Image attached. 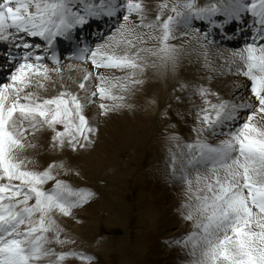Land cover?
<instances>
[{
  "label": "snow or ice",
  "instance_id": "6c2138e0",
  "mask_svg": "<svg viewBox=\"0 0 264 264\" xmlns=\"http://www.w3.org/2000/svg\"><path fill=\"white\" fill-rule=\"evenodd\" d=\"M170 12L167 19L162 11L149 21L139 0H0V46L6 53L0 62L11 69L0 80V264H62L69 256L88 262L94 259L83 253H57L49 247L53 240L69 243L60 239L54 215H71L95 194L57 179L56 165L45 171L28 168L31 161L23 153L34 145L27 138L46 126L53 132L54 146L73 151L86 148L98 130L85 115L87 104L97 96L101 101L111 100V105L99 104L103 115L131 107L127 94H134L136 86L144 83L138 75L148 67L177 70L185 51L183 43H172L180 38L178 25L191 29L197 42L203 39L220 47L216 37L221 44L235 38V33L230 36L227 31L233 23L246 31L243 26L249 13L257 27L244 46L232 52L229 62L245 66L243 75L251 81L254 101L213 104L205 100L210 107L197 114L201 125L216 136L215 129L227 123L228 131L219 133L226 138L213 145L198 134L194 142L182 146L186 151L172 153L171 164L173 174L178 172L187 185L184 219L193 222V230L184 237L183 246L190 247L191 264H264V124L260 123L264 121V0H218L203 6L185 0L173 4ZM104 18L115 19L114 34L95 49L85 45L72 58L90 59L95 69H119L127 75L108 78L85 72L78 85L84 97L62 91L45 98L28 91L43 88L40 81L49 79L50 72L60 73L58 38L73 41L90 20ZM150 42L154 47L146 46ZM201 47L207 59V44ZM49 61L54 67L49 68ZM94 80L99 83L93 84ZM197 91L202 97L209 94L202 87ZM49 181L54 186L45 188Z\"/></svg>",
  "mask_w": 264,
  "mask_h": 264
},
{
  "label": "bare ground",
  "instance_id": "6f19581e",
  "mask_svg": "<svg viewBox=\"0 0 264 264\" xmlns=\"http://www.w3.org/2000/svg\"><path fill=\"white\" fill-rule=\"evenodd\" d=\"M178 1H181L182 3L185 2V0H177V1L171 0V3H169L168 1H164V0H160V1L139 0V2L145 5L146 11L148 13L149 21L154 20L155 17L160 14L158 12H162V11H163V19H167V16L172 14L170 12L171 6L177 3ZM196 2L200 5H205L207 3H212V2L217 3L218 0H196ZM165 3H167L169 7L168 9L162 10L159 6ZM133 19L138 21L139 18L133 17ZM138 31L147 32L148 29H138ZM177 33L176 34L180 38L176 42H172V43L176 44L177 46H179L181 43L185 45V51L183 55L181 56L180 63H179L177 70L175 72H171V71L165 72L163 69L158 71L155 68L148 67L142 76L138 75V78L143 79L144 83L142 85L136 86L134 94H131V93L127 94V97H128L127 103L131 104L132 105L131 107H125L121 110L113 111L115 114V116H113L112 112H109L107 115L101 114L100 109H99L100 110L99 113L97 112L96 108L97 107L99 108V102L101 101L98 99V97L95 98L94 103H90L86 105L85 115L87 116V118L89 119V122L94 127L98 125V121H102V123H105L104 118L114 117V119H111L110 122L107 121L105 123V125L108 124L109 129L108 128L105 129L104 127V129L102 130V134H101V130H97L98 132V133L96 132L97 133V143L96 142L95 144L93 143L94 145L89 144L86 148H82L84 149L82 151L80 150V148H77L78 150L73 152L72 149L68 146H65L63 149H61L58 146H54V141L52 140L53 132L51 129L45 126V128L42 131H39L36 133L35 137L29 136L27 138L30 144L34 145L31 147H28L26 151L23 153V155L27 158V160L31 161V163H29L27 167L30 169L36 170V171H45L50 165H53V163L61 161L64 157H65L64 158L65 160L64 159L63 160L66 163V159H69L70 161V159L72 160V157L76 155V157H74V161H76V165L78 164H79L78 166L83 165V167L87 169L94 168L91 170L93 171L92 175H96L98 173L101 174L103 171L106 172L105 169L101 170V168H104V167L106 169L110 168L112 156H114V154L118 150L123 149L133 144L135 141V138H140V131L144 127H151L154 122L155 117L159 118L162 116V119H166L168 115L173 114L171 112L169 114L168 113L166 114L167 110L163 113V109H165V106L167 104L170 107L169 99L171 97L172 90L177 91L176 92L177 95L173 93L172 96L174 98L175 97L180 98L181 100H183V104L186 105L187 104L186 99L189 93H194L196 89L201 88V87L204 89H209L212 92H215L216 88L215 86L213 87L212 82H215V81L217 82V80L220 79V80H224V82L221 83L220 85L221 88L218 89L217 93L221 94V96L224 97V99L231 98L232 95H234L235 93H241V99H237L236 103L239 101L243 102L244 100H247V101L249 100L248 97H246L245 95H248L249 93H251V90H250L251 83L243 75V72L246 71L245 66H243L241 63L238 62V64H240V67L242 68V71H236V73L232 74V73H229L228 70H224L225 74L222 75V77L224 78H220L221 70L219 68L218 58L225 54L224 50L226 51H230V50L219 49L218 47H216V45L211 44L208 41H204L203 39L197 42L192 36V31H189L187 29L181 30L180 32H177ZM201 44H207V59H205V55H204L205 49L201 47ZM146 46L154 47V44L150 42ZM71 63H67L66 65L60 67L61 68L60 73H64V76H61L60 73L57 74L56 72L49 73V74H54L58 76L57 85H54L53 87H49L46 83L48 81L53 80L52 77H49L48 80L40 81L44 85L43 88H40V89L29 88L28 91H36L38 92L40 96L47 98V97L55 96L62 91H70L76 88L77 91L75 92L78 93L81 97H83L84 91L80 90L78 88V85L80 82H82L83 75L85 74V72L90 71L92 72L93 76L103 75L108 78L123 77L127 75L126 71H121L119 69H106V68L94 69L93 67H89V66L85 67L83 65H74L75 63H72V64ZM214 67H216L215 70H214ZM92 83L96 84V83H99V81L94 80L92 81ZM216 97L218 98V96ZM204 98L205 100L210 101L214 99V95L212 97L209 94L207 95V97H204ZM148 99H151L149 101H151L152 104L148 102ZM194 99L195 97L192 99V102H194ZM109 102H112V101L109 100ZM205 105L207 106V104ZM180 107L181 108L178 107V109H176L178 111L179 116H180L181 110L184 112H187V111L192 112L196 110V113L198 111L196 107H187V108L185 107L183 109H182V105H180ZM150 110H152L153 113H150L151 112ZM96 112L99 115L101 120L95 119L94 121H92L91 116H93V114H95ZM175 120L177 122L180 121L176 117H175ZM174 126H175L174 128H176L177 130H180L177 124H175ZM200 126H202L201 123H200ZM203 126H204L203 128L205 129L206 126L205 125ZM169 127L170 125L168 122L167 129ZM180 127H181V130L185 132V130L183 129L181 125ZM96 128L99 129L98 127ZM154 128L156 130H160L159 124H156ZM57 129L61 131L63 130L62 126L60 125H57ZM169 129H172V128L170 127ZM226 130H228V125H226V127L224 128V132H226ZM104 131L106 132L104 133ZM166 133L167 132H165V135L168 139V146H166L163 150H161L163 151V153H161V151L158 149L163 146L161 145L162 143L161 138H165L164 136L163 137L158 136L159 138V145H157L158 148L154 147L155 141H153V138L155 137L156 133H154L153 130L148 132V134L143 138L144 140H147V138H150L149 143L152 144L150 148H153V150L157 151V154L151 155V157L157 158L156 163L159 162V164L156 167L157 169L156 178L161 180L160 190L162 191L164 189L166 191V192L163 191L159 194L158 196L159 204H162L165 201H168L171 198V196H173L172 194H169L171 193L169 191L170 187L174 185L183 186L184 184V183L182 184L183 181L180 179L179 173L173 174V170L172 171L166 170L165 168L168 167L167 166L168 164L169 166L172 165L170 164L172 153L175 152L178 154L181 150L186 151V149H182V146L185 142L183 143L180 142L172 146L169 142L171 140V138L169 137L170 133L169 134H166ZM100 134L102 135V138ZM196 136H197L196 133L191 135L189 137V140L186 143L194 142L197 139ZM99 137H100L101 143L98 141ZM220 138H224V136L223 135L217 136V138H215L213 135H209L208 137H206L207 141H210L209 143L211 144L216 143V140ZM94 140L92 139V141ZM101 151L102 153L98 154ZM145 151L147 152V154H149L150 152V151H147L146 149L143 150L142 158L140 159L141 162L147 156V155L144 156ZM162 154H165L166 156L162 157ZM158 155H160V157H158ZM177 158H179V155ZM151 162L152 163H149L150 164L149 170L154 165L153 159ZM85 166H88V167H85ZM79 169H80V174L78 175V179H81L80 175H84L87 177L88 172L84 171L81 168ZM63 170L64 169L60 168L59 166H57L56 169H54L53 174L56 175L57 179L63 180V178H60L63 174ZM108 174L109 173H107L104 176L107 178L108 177L112 178L113 176H115V175L110 176ZM151 174H150L151 178L150 179L148 178V181L150 180L152 182L155 179H152L154 174L152 175ZM190 174L193 177L195 175L194 172H190ZM144 177L147 178L146 174L144 175ZM52 182L53 181H49L44 187L51 188L52 186H54V183ZM90 187H91L90 183L86 185H82L83 189L90 188ZM186 189H187V186H183L181 189L177 190L178 195L182 198L181 200L182 202L181 203L175 202V207L176 205H178V207L182 206V208L177 207L178 210H177L176 216L177 217L183 216L182 219L185 221V224L179 228V231L176 234H172L171 236L166 237V239L161 238V240L157 239L154 242H152L151 243L152 247H151L149 254L147 255V259L145 261L143 260L142 264H182L186 261L192 260V257L188 255L190 251V247L186 248L183 246L184 237L190 231L193 230V227H192L193 222L184 219V215L187 212V209L184 207V204L187 202ZM142 198H143V194H142L141 199ZM149 204H151V202ZM78 209L79 207L76 210ZM149 209H150L149 212L151 213H149L150 215L148 216L151 217L150 221H152L153 226L155 227L157 226V223H159V219L162 214H161V211H159V208H148V210ZM96 213L97 212L95 209L94 210L88 209L84 211L83 213L74 214L75 223L58 221L57 224L59 225L61 229L60 233L62 234L60 236V239L67 240L69 241V243L61 245L59 243H56L53 240V242L49 245V247L57 251V253L74 252L75 251L74 249L83 250L85 248H89V249L93 248V246L98 240L97 237L99 233V230H98L99 227L97 228L98 225L97 224L96 226L94 225V220L96 219ZM172 224L175 225L176 223L173 222L171 223V225ZM67 235H71V238H69ZM144 236L147 239V241L149 238L152 237L150 235L148 236L145 234ZM106 242H109V241H106ZM101 244H104V242ZM105 246H100V248L97 249L98 254L96 255L101 256V255H104L103 251L105 252L109 251L107 247ZM91 254L94 255V253L92 252ZM96 258L98 257L96 256ZM104 260L106 259L103 258V261ZM102 263L104 262H100V264ZM62 264H79V262L75 260L74 257H71V258L68 257L65 261L62 262ZM82 264H95V263H90L88 261H82ZM105 264H106V261H105Z\"/></svg>",
  "mask_w": 264,
  "mask_h": 264
},
{
  "label": "rangeland",
  "instance_id": "374dc122",
  "mask_svg": "<svg viewBox=\"0 0 264 264\" xmlns=\"http://www.w3.org/2000/svg\"><path fill=\"white\" fill-rule=\"evenodd\" d=\"M157 1H160V0H157ZM164 1H168L169 3H171V0H164ZM158 13H161V12H158ZM224 51H225V54L218 58L219 68L221 70V77L220 78H224V77H222V75L225 74L224 70H228V72H229V69H230L231 73H232V69L229 66H227V68H229V69H227L224 65L225 62H229L231 59L230 51H226V50H224ZM66 64L67 63H65L64 65H66ZM231 64H232V67L234 69L236 67V71H242L241 67H240L241 69L237 68V66H240L238 64V61H237V63H231ZM215 69H216V67H214V70ZM232 74H234V73H232ZM60 75L64 76V73H60ZM49 77H52L53 80L48 81L46 84L49 87H53L54 85H57L58 76L54 75V74H49ZM215 82H212L213 87L215 86V88H216L215 92H212L209 89H207L208 93L212 97L214 95V99L210 100L211 103L215 104V103H219L221 101H230L232 103H236L237 99H241V93H235L234 95H232L231 98L224 99V97H222L221 94L217 93L218 89L221 88L220 87L221 83L224 82V80L218 79L217 82L216 83ZM210 83H211V81H210ZM75 91H77L76 88L74 90H70V92H75ZM176 92H177L176 90H172L171 97L169 99L170 107L167 104L165 106V109H163V113L167 110L166 114L167 113L169 114L170 112L173 114L168 115V117L166 119H162V116L159 118L155 117L154 122H153L151 127H144L140 131V138H135V141L133 144H131V145H129L123 149L118 150L114 154V156H112L110 168H108V169H106L105 167L101 168V170L105 169V171H106V172L103 171L102 172L103 174L102 173L99 174L97 172L98 174L92 175L93 171H91V170L94 168L87 169V168H84L83 165H81V166H78L79 164L76 165V161H74V157H76V155L74 157H72V160L70 159V161H69V159H66V163L64 161L65 157L62 155L64 157L63 158L64 160L62 159L59 162L53 163V165H56V166H60L61 164L64 165V167L62 169H64L65 171L63 170V174L60 178H63V181H65V183H67L68 185H71V186H74L75 188L81 189L82 185H86V184L90 183L91 187L86 188V189L90 190L92 192H94V190H95L94 197L88 203H86L85 208H81V209L72 211V214L68 217L63 216L59 213H56L53 218L57 222L58 221H65L68 223H75L74 214L83 213L84 211H86L88 209H92V210L95 209L96 210L97 213H96V219L94 220V225L95 226H96V224L98 225L97 228L99 227V229H98L99 233H98V237H97L98 240L94 246H96V244H97L98 247L97 246L94 247L92 245L95 250L93 248H91V249L85 248V250H89L90 252L94 253V255L98 254L97 249L100 248V246L106 245L105 247H107V249L109 250L106 252L103 251V253L105 255V256L101 255L103 257L97 255L98 261L96 263L104 262L102 264H105V261H106V264H142V261L143 260L145 261L147 259V255L149 254L151 247H152V244H151L152 242H154L157 239L161 240V238L166 239V237H169L172 234H176L179 231V228L185 224V221L182 219L183 216L182 217L176 216L178 208H182V206L178 207V205H176V207H175V202H179V203L182 202L181 201L182 198L178 195L177 190L181 189L184 185L183 186L174 185V186L170 187L169 191L171 193H169V194H172L173 196H171V198L168 201H165L162 204L158 203L159 194L163 191L164 192H166V191L164 189L162 191L160 190L161 180L156 178V171H157L156 167L159 164V162L156 163L157 158L151 157V155H156L157 151L153 150V148H150V146L152 145L151 143H149L150 138H147V140L143 139L148 134V132L153 130L154 133H156L155 137L153 138V141H155L154 147L158 148L157 147V145H159L158 136L159 137L164 136L165 138H161V140H162L161 145H163V146L158 149L161 151L166 146H168V139L165 135V132H167L166 134L170 133V136H169L170 138L173 136H176L179 138L177 140L171 139L169 141L172 146H174L175 144H178L180 142L186 143L189 140V137L191 135H193L194 133H196V135H197L196 138H198V134H199V137L206 138V137H203L202 131H200L204 126L203 125L200 126V123L197 122V120H199V118L197 117L196 110H194L192 112H189V111L184 112L181 110L180 116H179L178 111L176 109H178V107L181 108L180 105H182V109L185 107L186 108L187 107H196V109L199 112L202 108H204V106H205V108L210 107V105H207L208 106L207 107L205 105V102H204L205 101L204 97H207V96L202 97L201 95H198L199 93L196 89L194 93L188 94V97L186 99L187 104L184 105L183 100H181L178 97L174 98L172 96L173 93L175 95H177ZM250 94L251 95L248 94L245 96L248 97V99H249L248 101H250V100L254 101V99H255L254 96L252 95V93H250ZM84 95H85V93H83V97H84ZM216 96H218V98ZM194 97H195L194 102H192V99ZM242 98H243V96H242ZM149 100H151V99H148V102L151 103V101H149ZM104 101L106 102V104H109V105H111L113 103V102H109V100H104ZM104 101H100L99 104L102 102L105 103ZM243 102H247V100H244ZM99 109L100 108H98V107L96 108L98 113L100 111ZM150 111H151L150 113H153L152 110H150ZM97 112L95 114H93V116H91L92 121H94L95 119L101 120L99 115L97 114ZM110 112H112L113 116H115L113 111H110ZM175 117L178 118L180 121L177 122L175 120ZM192 118H194V119H192ZM111 119H114V117L104 118V122L105 123L107 121L110 122ZM256 120L260 121L259 115L256 117ZM168 122H169V125L172 129H169L170 127L167 129V123ZM105 123H102V121H98V125L95 126V127L99 128L98 130H101V134H102V130L104 129V127H105V129L108 128V124L105 125ZM112 123H110V124H112ZM260 123L264 124V121H260ZM156 124H159L160 130H156L154 128V126ZM175 124H177V126L180 130H177L176 128H174ZM180 125L183 127L185 132L181 130ZM166 129H167V131H166ZM194 129H196V130H194ZM105 132L106 131H104V133ZM97 133H95L93 135V137H91V139L96 140V141L94 140L91 144H93V143L95 144V142L97 143ZM105 135H107V134H105ZM101 138H102V135H101ZM98 141L100 142V137H99ZM207 142H210V141H207ZM93 145H91V146H93ZM145 149L147 151H150V152H149V154H147V152L145 151L144 156H146V155L147 156L141 162L140 159L142 158L143 150H145ZM80 150L82 151L84 149L80 148ZM73 152H75V151H73ZM101 153H102V151L99 152L98 154H101ZM161 153H163V151H161ZM164 156H166V155L162 154V157H164ZM158 157H160V155H158ZM152 159L154 160V165L149 170V165H150L149 163H152L151 162ZM142 164H144V166L142 169H140ZM167 166H166L167 168H165V169L172 171V165L169 166V164H168ZM85 167H88V166H85ZM79 168L88 172L87 177L84 175H80L81 179H78V175L80 174ZM107 173H109L108 175H110V176H113V175H115V176H113L112 178H109V177L107 178L104 176ZM111 173H113V174H111ZM151 173L154 174L152 179H155L152 182L150 180L148 181V178L149 179L151 178V176H150ZM143 174L144 175L146 174L147 178H145ZM52 183H54V182H52ZM183 183L184 182H182V184ZM145 184H147V185H145ZM185 186H187V185L185 184ZM134 187L136 189V195L135 196L133 193ZM142 194H143V198L141 199ZM118 200H119V202H118ZM150 202H151V204H149ZM148 208H159V211H161L162 215L160 216L159 223H157V226H155V227L153 226L152 221H150L151 217L148 216V215H150L149 213H151V212H149L150 209L148 210ZM173 222H175L176 224L171 225V223H173ZM144 234L148 235V236L150 235L152 237L149 238L147 241ZM61 235L62 234L60 233V236ZM67 236L69 238H71V235H67ZM105 240L109 241L111 243L106 242ZM102 241L104 242L105 245L101 244V243H103ZM98 244H100V245H98ZM55 252H57V251H55ZM79 252H82V250H80ZM85 253H89V252H85ZM103 258H105L106 260L103 261ZM77 261L79 262V264L80 263L82 264V261H84V260L79 259ZM90 263H93V262L90 261ZM182 264H191V260L186 261Z\"/></svg>",
  "mask_w": 264,
  "mask_h": 264
}]
</instances>
